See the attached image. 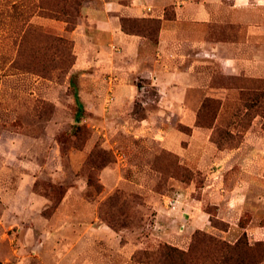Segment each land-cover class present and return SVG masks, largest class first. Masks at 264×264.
I'll return each instance as SVG.
<instances>
[{
	"label": "rangeland",
	"instance_id": "rangeland-1",
	"mask_svg": "<svg viewBox=\"0 0 264 264\" xmlns=\"http://www.w3.org/2000/svg\"><path fill=\"white\" fill-rule=\"evenodd\" d=\"M85 2L71 28L28 22L71 43L70 58L57 47L56 63L35 30L20 48L28 25L0 2V264H158L162 246L188 251L198 232L264 243L254 234L264 226V163L249 160L264 155V21L206 23L200 63L192 46L163 57L188 84L160 92L131 54L92 33ZM144 9L125 29L154 43L156 57L163 20ZM203 213L208 224L193 228Z\"/></svg>",
	"mask_w": 264,
	"mask_h": 264
},
{
	"label": "crops",
	"instance_id": "crops-1",
	"mask_svg": "<svg viewBox=\"0 0 264 264\" xmlns=\"http://www.w3.org/2000/svg\"><path fill=\"white\" fill-rule=\"evenodd\" d=\"M178 3L179 0H86L83 11L91 23L92 33L104 34L108 36L109 41H116L123 48L122 55L131 54L134 57L133 64L139 66L136 70H139L141 76L152 78L156 85L161 87L160 92L163 89L167 90L169 84H188L189 77H185L184 73L181 74L175 69L178 67L176 61H172L173 64L169 67L168 61L166 59L164 61L163 57L168 53L176 52L180 47L192 46L199 55L195 58L193 66L200 63L201 56L207 52L206 42L201 40L206 36V32L201 29L206 23L227 17L239 18V14L242 13H246L248 19L264 21V0H184L181 5ZM147 5L154 7V13L151 16L163 20L157 44L159 52L156 57H154V43H148L145 37L124 32L121 26L123 17H140L150 14L144 9ZM167 7H173V19H164ZM79 57L81 58V55ZM263 159L264 155H254L249 160L255 165H261L264 163ZM241 189L235 185L228 190V211L234 215L241 212L243 208L240 203L243 197L240 193ZM219 196L224 197L222 193ZM196 217V222L191 221L193 228L201 219V223L208 224L206 213L200 217L196 214ZM254 234L264 238V226L255 228Z\"/></svg>",
	"mask_w": 264,
	"mask_h": 264
},
{
	"label": "trees",
	"instance_id": "trees-1",
	"mask_svg": "<svg viewBox=\"0 0 264 264\" xmlns=\"http://www.w3.org/2000/svg\"><path fill=\"white\" fill-rule=\"evenodd\" d=\"M83 1L84 0H0V2H4V4L12 5L13 16L16 18L21 17L24 25H28V22L37 15L63 20L70 25V28L76 24L77 18L81 16ZM133 19L137 18L123 17L121 19L122 29L125 32H127V29H125L126 21ZM158 20L159 19H154V22H160V20ZM37 29L41 31L39 27H34V25L30 23L26 29H22L21 27V49L27 43L28 32L36 31ZM42 35L46 40L50 41L48 49L50 51H52V49L56 50L55 55L50 56V61L56 63L57 60L60 59V57H57V47L60 46V44H63L67 48V57H71V43L68 40H64L62 37L53 34L43 33ZM48 41L47 43H49ZM70 60H68V62H70ZM156 257L158 259V264H260L264 261V243L257 242L254 245H250L247 240L241 237L236 243L230 244L198 232L194 236L188 251L181 250L172 245H164L156 253Z\"/></svg>",
	"mask_w": 264,
	"mask_h": 264
}]
</instances>
